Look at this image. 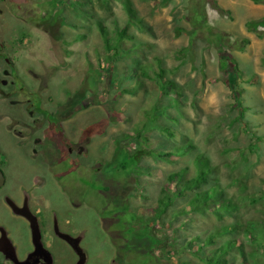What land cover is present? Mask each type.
<instances>
[{"label": "rangeland", "instance_id": "obj_1", "mask_svg": "<svg viewBox=\"0 0 264 264\" xmlns=\"http://www.w3.org/2000/svg\"><path fill=\"white\" fill-rule=\"evenodd\" d=\"M133 1L139 16L135 23H129L120 0H0V44L8 46L5 53L15 60V73L24 85L16 94L32 98L34 106L28 107H35L38 117L31 120V129L23 130L25 140L57 138L60 130L72 141H83L86 149L73 164L69 159L55 164L45 159V164L29 158L18 153L23 137L16 132L17 118L1 113L0 148L15 173L48 177L73 167L89 179L87 184L76 175L63 177L66 182L75 177L86 198L75 212L90 216L87 223L96 237L89 243L92 256L123 245L105 241L99 233L98 206L111 210L103 220L114 235L129 236L133 229L140 236L135 240L132 234L127 241L141 243L134 256L142 251V240L155 237L148 247L157 248L153 264H181L183 259L199 264L188 251L176 253V248L225 224L238 229L217 239L213 248L239 241L230 264H264V25L256 27L264 8L244 17L233 6L228 12L231 6L220 0ZM99 21L111 35L129 24L132 38L121 42L113 62L106 60ZM79 34L85 38L73 41ZM228 55L238 60L243 76L229 61V70L223 71L221 60ZM5 64L0 58V67ZM162 68L180 95L163 91L155 78ZM186 144L194 147L172 161L144 155L133 163L124 155L128 151L133 156L140 148L170 152ZM198 156L211 163L206 188L220 185L231 208L219 214L176 215L194 194L189 192L160 217L144 212L156 205L170 173L184 167L189 175L195 173ZM74 194L77 200L80 194ZM55 196L52 206L68 204L70 197L60 185Z\"/></svg>", "mask_w": 264, "mask_h": 264}, {"label": "flooded vegetation", "instance_id": "obj_2", "mask_svg": "<svg viewBox=\"0 0 264 264\" xmlns=\"http://www.w3.org/2000/svg\"><path fill=\"white\" fill-rule=\"evenodd\" d=\"M7 49V45L0 44V58H3L6 63L0 67V113L1 117L4 118L9 115L17 118L18 129L16 132H19H17L19 137H23L16 145L18 153L21 150L24 153L22 155L38 159L45 164H48L47 160L49 162L51 160V163L54 162L55 164L58 161L63 162L64 159H69L71 164H73L77 157L86 149L83 141H72L69 137L64 136L60 130L58 131L60 135L57 134V138L52 135L50 139H47V135H45L44 139L36 137L32 142L25 140L26 135L23 134V130L31 129L34 126L32 123L30 124L31 120H37L38 117H35V107H28L29 105L34 106L31 101L32 98L22 99L16 94L24 88V85L15 73V60L5 53ZM21 116L25 117V119L27 118L29 122L26 123L24 119L22 123ZM82 149L83 151H81ZM61 152L65 156H62ZM0 169L5 175L4 183L0 187V238H2L3 234L6 235L15 248V253L12 257L0 251V264H48L44 256L32 254L36 249L33 242L32 222L24 214H19L15 210V206L20 209H29L35 216L40 229L41 240L44 247L52 254L53 264H75L80 258L73 246L66 239L59 236L57 230L72 237H81L80 245L86 254L84 264H153L152 258L157 248L156 246L154 249H151V247L149 249L148 247L149 243L154 244L153 242L157 241H152L155 237L150 235L151 238L148 240L141 239L145 241V245L142 251L137 252L139 254L134 256L133 253L135 251L141 250L140 246L138 247L141 243L136 241L138 245H132V242L127 241L132 239L130 237L132 234H135V240L140 239V236L133 229L130 231L131 235L129 236L114 235L113 233L116 231L111 229L110 224L104 223L103 220L104 213L105 215L110 214L111 210L102 211L103 208L98 206L95 207V214L99 220V233L102 234L105 241L113 242L116 245L122 243L123 245L116 247L113 251L97 254L98 256L96 257L89 253V243H94V239H96L87 223L90 216L84 212L80 214L75 212V210L83 207L86 198L83 194H80L79 182L72 180L75 177L71 178L69 182L64 181L63 177L69 174L76 175L81 178L82 182L87 184L89 179L83 174H76L73 167L70 169L71 171L60 173L52 171L50 173L51 176L48 177H43L40 174L22 175L15 173L14 166L9 164L5 153L0 148ZM56 185H60L61 190L70 197L68 198V204L64 207L52 206V199L55 200L56 198ZM74 188L76 189L74 190ZM74 191L80 194L77 200L72 198L75 195ZM86 194L87 196L89 195V193ZM102 195L103 197L106 196V194L105 196L104 194ZM107 207L112 208L110 206ZM124 207L127 212L134 213L127 205ZM107 211L108 213H106ZM144 211L147 212L146 209ZM143 214L146 215L148 213ZM144 226L151 228L148 223Z\"/></svg>", "mask_w": 264, "mask_h": 264}, {"label": "trees", "instance_id": "obj_3", "mask_svg": "<svg viewBox=\"0 0 264 264\" xmlns=\"http://www.w3.org/2000/svg\"><path fill=\"white\" fill-rule=\"evenodd\" d=\"M120 1L122 3L124 10L128 15L129 23L137 22L139 16L134 1L133 0H120ZM254 1L256 3H260L263 2L264 0H254ZM259 25H264V18L258 21L256 27H258ZM98 27L103 36L106 45V50L108 53L106 56V60L107 62H113V60L119 54V48L121 46V42L124 39L132 38V36L128 31L129 24L125 25L118 31H115L114 35H111V32L109 31V27L103 21L98 22ZM178 33L181 34L182 31L178 30ZM82 38H85V35L79 34L74 37L73 41H79L82 40ZM219 40L221 41L222 37H220ZM246 42H248V40H246ZM110 52H113V54H111ZM228 61L232 65H234V68L239 73V75L243 76V73L239 67L238 60L234 56L228 55V57L222 58L221 65L223 71L227 72V70H229L230 63ZM143 73L145 75H148V73L145 71ZM226 75H227L226 80H228L229 75L228 74ZM155 78L159 82L163 91L167 90L168 94H172L173 92H175L177 95H180L177 84L165 75V70L163 68L160 69L159 72L155 73ZM236 100L237 102L238 101L240 102V100H238L237 97ZM171 133L173 132L171 131ZM125 137H128V135H125ZM255 139L261 140L262 137L257 136L255 137ZM193 147L194 146L192 144L180 145L177 146L174 149V151H170V152H165L157 149L145 150L143 148H140L133 156H131L128 151L124 152V155L127 158H132L133 163L139 162V160L144 155L156 156L159 158H164L166 160L172 161L173 159L171 157L177 155L184 156ZM132 161L130 162V164L127 161H125V164L132 165ZM194 164H195V173L193 175L188 174L189 171L188 167L181 168L180 170L174 171L168 175L167 182L161 188L160 196L158 198L156 205L146 209L149 215H151L152 217L162 216L169 208L175 205V200L178 197L188 196L189 192H194V194L190 197V199H188V201L181 208L176 210V215L184 216L192 213L219 214L221 210L227 211L231 208L230 200L223 195V191L220 185L214 184L211 185L209 188H206V186L209 185L211 182V174H212L211 163L209 159L202 156H198L194 160ZM125 168L126 167H124V169ZM102 191H104V189ZM237 229L238 226L235 224H225L222 226H218L214 230L210 231V233L206 237L196 235L193 239L187 242V244L180 245L179 248H176L175 252L177 253V251L179 252L180 250L182 252L188 251V253L192 257L199 260L200 262L199 264H230L231 251L234 247H236L239 244V241L226 240L223 244L219 245L216 248H213V245L216 244L217 239L230 236L235 231H237ZM152 241H155V239ZM170 246H172V244ZM181 264H194V261H192L191 259H183L181 260Z\"/></svg>", "mask_w": 264, "mask_h": 264}, {"label": "water", "instance_id": "obj_4", "mask_svg": "<svg viewBox=\"0 0 264 264\" xmlns=\"http://www.w3.org/2000/svg\"><path fill=\"white\" fill-rule=\"evenodd\" d=\"M81 151H83V149ZM4 180H5V175H4L3 171L0 169V187L4 183ZM11 204H12V202H11ZM15 210L19 214H24L25 216H27V218H29V220L32 222L33 242H34L35 248H36L32 254L44 256L45 259L47 260L48 264H53L52 254L50 253L49 250H47L44 247L43 242L41 240L40 229H39L37 220H35V216L31 213V211L29 209H20V208H17L15 206ZM57 233L62 238L66 239L73 246L74 250L79 255L80 258L75 264H84L86 261V254L80 245L81 237L80 236L79 237H72L71 235H69L67 233H63L59 230H57ZM0 251L5 253L7 256H11V257L15 253L14 252L15 248H14L13 244L11 243L10 239L4 234H3L2 238H0Z\"/></svg>", "mask_w": 264, "mask_h": 264}, {"label": "crops", "instance_id": "obj_5", "mask_svg": "<svg viewBox=\"0 0 264 264\" xmlns=\"http://www.w3.org/2000/svg\"><path fill=\"white\" fill-rule=\"evenodd\" d=\"M220 1H224L226 2V4L231 6V9H227L229 12L232 11L233 7L235 9L239 8V10L243 12L244 17L247 15V12L252 13V11L255 8H257L258 10H261L262 8H264V4H263L264 1L260 3H256L254 0H220ZM239 5H241V8L238 7Z\"/></svg>", "mask_w": 264, "mask_h": 264}]
</instances>
